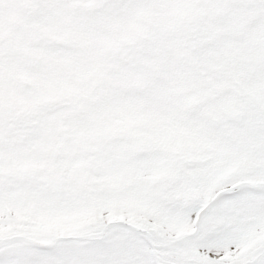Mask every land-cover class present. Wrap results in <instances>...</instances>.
<instances>
[{
	"label": "snow or ice",
	"instance_id": "snow-or-ice-1",
	"mask_svg": "<svg viewBox=\"0 0 264 264\" xmlns=\"http://www.w3.org/2000/svg\"><path fill=\"white\" fill-rule=\"evenodd\" d=\"M0 264H264V0H0Z\"/></svg>",
	"mask_w": 264,
	"mask_h": 264
}]
</instances>
